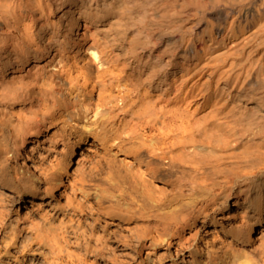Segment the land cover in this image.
I'll return each mask as SVG.
<instances>
[{"label": "bare ground", "instance_id": "1", "mask_svg": "<svg viewBox=\"0 0 264 264\" xmlns=\"http://www.w3.org/2000/svg\"><path fill=\"white\" fill-rule=\"evenodd\" d=\"M0 264H264V0H0Z\"/></svg>", "mask_w": 264, "mask_h": 264}]
</instances>
